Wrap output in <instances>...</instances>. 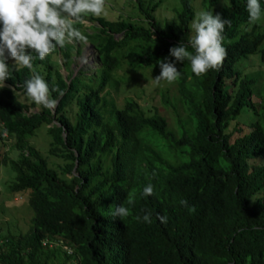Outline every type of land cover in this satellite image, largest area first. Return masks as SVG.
<instances>
[{"label": "trees", "instance_id": "1", "mask_svg": "<svg viewBox=\"0 0 264 264\" xmlns=\"http://www.w3.org/2000/svg\"><path fill=\"white\" fill-rule=\"evenodd\" d=\"M132 2L140 20L88 16L99 25V33H83L98 53L96 70L76 76L69 44L44 60L31 53L36 72L63 92L52 93L60 102L55 111L30 112L37 106L18 94L33 73L8 61L10 78L0 88V169L15 173L14 192L30 194L33 218L26 234L0 242V264H264V80L261 72L240 70L257 56L264 64V13L250 23L246 0L224 6L206 0L232 21L223 33L227 57L199 77L188 61L176 63L177 95L162 94L175 114L171 127L154 106L134 99L118 105L113 91L142 68L160 74L159 61L191 35L194 0H181L166 27L155 16L163 0ZM243 113L253 117L245 134L237 123ZM43 125L53 141L50 154L63 163L58 168L28 141ZM8 141L16 159L7 154ZM148 184L154 194L144 196ZM130 192L134 205L127 204ZM121 204L131 211L123 219L112 215ZM149 211L151 223L135 219Z\"/></svg>", "mask_w": 264, "mask_h": 264}, {"label": "clouds", "instance_id": "2", "mask_svg": "<svg viewBox=\"0 0 264 264\" xmlns=\"http://www.w3.org/2000/svg\"><path fill=\"white\" fill-rule=\"evenodd\" d=\"M106 3L107 0H0V88L5 87V81L10 78L8 61L11 59L17 69L27 68L33 73L22 85L26 97L37 109L42 107L55 111L59 101L53 98L52 93L56 91L63 96V92L59 88H50L47 80L36 72L31 53L44 60L57 46L63 48L73 41L86 43L87 37L75 25H86L88 14L95 17L105 15ZM246 9L250 23L259 21L264 13L260 0H246ZM231 24L230 19L223 18L219 13L197 11L190 25L191 35L187 43L181 40L169 49V57L159 61L161 71L155 77L156 82H176L181 76L177 62L188 61L197 77L206 75L210 70H218L227 57L223 33L225 26L231 27ZM92 49H95L94 45ZM83 62L87 63V59ZM12 90L15 93V89ZM142 194L153 195L154 186L146 185ZM127 204H135L134 192L128 194ZM180 204L187 206V201L181 200ZM130 214V208L123 204L116 206L112 213L121 219ZM151 216L149 211L142 217L137 215L135 219L151 223ZM158 219L167 223L166 216L158 215ZM248 259L251 260V257Z\"/></svg>", "mask_w": 264, "mask_h": 264}, {"label": "rangeland", "instance_id": "3", "mask_svg": "<svg viewBox=\"0 0 264 264\" xmlns=\"http://www.w3.org/2000/svg\"><path fill=\"white\" fill-rule=\"evenodd\" d=\"M206 0H194V10L195 13L201 10L212 11L213 14L216 13V9H210L209 5H205ZM229 3V0H220V6H224ZM136 2L132 0H107L106 3V14L101 16L106 20H140L138 17V7ZM182 4L181 0H163L162 5L157 9L155 16L157 21L162 24L163 27L172 24L178 14L181 12ZM91 15L88 14L87 17ZM94 17V16H93ZM87 24L83 26L82 32H88L93 35L99 33L95 30L99 25L96 22H92L88 17L86 18ZM71 46H75V50L72 52V65L71 68L76 72V76L82 71L96 70L100 65L97 53L95 49H92V43L87 40L86 43L80 41H73L68 43ZM89 54V55H88ZM87 59V63H84V59ZM93 58V59H92ZM259 56L253 57L248 62L241 65L240 70L244 71V74L257 75V72H261V78L264 80V64L260 60ZM89 62V63H88ZM92 62V63H91ZM142 71L131 72V80L128 82L121 83L116 91H113V97L118 105L124 104L126 99L137 100L143 106H154L156 107L160 114L167 117L170 126L176 125V120L174 119L175 114L172 108H165L162 104V94L164 92H169L168 96L173 99L177 95V86L175 83L169 84L167 81L156 82L154 74L156 70L154 68H142ZM62 74L68 80L70 72L65 68H62ZM126 73L127 71H120V74ZM131 81V82H130ZM19 99L23 103L32 104V101L26 97L24 94H18ZM174 101V100H172ZM75 107V106H74ZM41 108L37 109L31 108L30 112L37 113ZM179 113L182 117L186 118V114L183 109H179ZM253 120L252 115L243 113L237 123L243 128V133L249 132V126ZM233 123L231 129L234 128ZM56 125V124H53ZM30 145L35 147L41 155L48 159L54 167H59L63 165L57 158L52 157L50 154L52 137L49 134V129L46 125L38 128L32 136L28 138ZM13 142H6L7 154L12 159L18 157L17 152L13 151ZM16 175L8 167L2 166L0 169V242L3 243L5 239L12 236H20L26 234L32 224L33 211L30 205V198L28 192H14L12 190L15 184ZM260 196H264L263 193ZM59 263V262H57ZM70 264V263H69ZM75 264V263H72Z\"/></svg>", "mask_w": 264, "mask_h": 264}, {"label": "built area", "instance_id": "4", "mask_svg": "<svg viewBox=\"0 0 264 264\" xmlns=\"http://www.w3.org/2000/svg\"><path fill=\"white\" fill-rule=\"evenodd\" d=\"M58 245L62 246L66 251H68L70 254H72V250L70 248H68L64 243L60 242Z\"/></svg>", "mask_w": 264, "mask_h": 264}, {"label": "water", "instance_id": "5", "mask_svg": "<svg viewBox=\"0 0 264 264\" xmlns=\"http://www.w3.org/2000/svg\"><path fill=\"white\" fill-rule=\"evenodd\" d=\"M60 103V102H59ZM59 103H58V105H59ZM58 108V106L56 107V109Z\"/></svg>", "mask_w": 264, "mask_h": 264}, {"label": "bare ground", "instance_id": "6", "mask_svg": "<svg viewBox=\"0 0 264 264\" xmlns=\"http://www.w3.org/2000/svg\"><path fill=\"white\" fill-rule=\"evenodd\" d=\"M89 55V54H88ZM93 59V58H92ZM89 63V62H88ZM92 63V62H91Z\"/></svg>", "mask_w": 264, "mask_h": 264}]
</instances>
